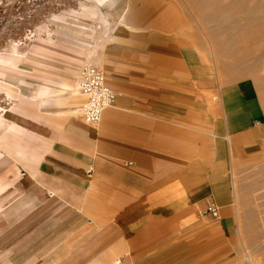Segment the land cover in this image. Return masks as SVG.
Returning <instances> with one entry per match:
<instances>
[{
	"label": "crops",
	"instance_id": "0c3cea01",
	"mask_svg": "<svg viewBox=\"0 0 264 264\" xmlns=\"http://www.w3.org/2000/svg\"><path fill=\"white\" fill-rule=\"evenodd\" d=\"M176 3L85 1L0 57V264L234 263L264 218V98L219 81ZM83 65L115 92L96 124Z\"/></svg>",
	"mask_w": 264,
	"mask_h": 264
},
{
	"label": "rangeland",
	"instance_id": "374dc122",
	"mask_svg": "<svg viewBox=\"0 0 264 264\" xmlns=\"http://www.w3.org/2000/svg\"><path fill=\"white\" fill-rule=\"evenodd\" d=\"M85 1L94 0H0V57L53 44V19ZM173 1L185 16L180 33L215 64L219 81L252 78L264 98V0ZM263 226L264 218L245 239L239 237L233 264H264Z\"/></svg>",
	"mask_w": 264,
	"mask_h": 264
},
{
	"label": "built area",
	"instance_id": "2783aa9c",
	"mask_svg": "<svg viewBox=\"0 0 264 264\" xmlns=\"http://www.w3.org/2000/svg\"><path fill=\"white\" fill-rule=\"evenodd\" d=\"M76 86L85 96L81 106L84 121L91 124L98 123L103 111L112 106L115 100V92L107 84L104 72L97 66L83 65L78 70ZM207 211L214 218L219 217L217 206L214 204H210Z\"/></svg>",
	"mask_w": 264,
	"mask_h": 264
},
{
	"label": "bare ground",
	"instance_id": "6f19581e",
	"mask_svg": "<svg viewBox=\"0 0 264 264\" xmlns=\"http://www.w3.org/2000/svg\"><path fill=\"white\" fill-rule=\"evenodd\" d=\"M97 1H101V0H97ZM248 35V34H247ZM249 36V35H248ZM249 260V259H248Z\"/></svg>",
	"mask_w": 264,
	"mask_h": 264
}]
</instances>
